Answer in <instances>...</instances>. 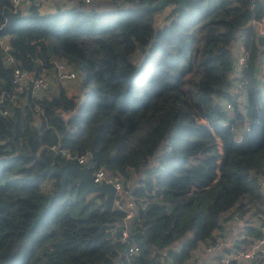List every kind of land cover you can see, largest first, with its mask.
<instances>
[{"label":"trees","instance_id":"trees-1","mask_svg":"<svg viewBox=\"0 0 264 264\" xmlns=\"http://www.w3.org/2000/svg\"><path fill=\"white\" fill-rule=\"evenodd\" d=\"M119 1L13 12L0 0V32L20 66L38 70L61 58L80 75L70 93L56 82L50 95H27L0 114V264H113L130 243L131 264H154L161 249L182 261L212 239L222 211L261 201L264 93L255 69L264 36L256 38L251 19L264 0H186L175 10L176 0L156 8ZM237 37L247 53L240 73ZM9 73L0 64V88ZM62 148L86 152L89 174L103 166L123 180L135 176L126 241L109 232L122 207L105 208L104 193L74 171L61 183L45 167L64 161Z\"/></svg>","mask_w":264,"mask_h":264},{"label":"built area","instance_id":"built-area-1","mask_svg":"<svg viewBox=\"0 0 264 264\" xmlns=\"http://www.w3.org/2000/svg\"><path fill=\"white\" fill-rule=\"evenodd\" d=\"M65 0H8L9 9L13 12L25 11L27 7L38 10L51 9L57 2ZM89 2L90 0H82ZM264 13L258 19H251L257 27L258 35L264 36ZM6 17L0 20V27L4 24ZM9 34L0 32V64L10 67L9 87L0 88V114L9 115L14 105L24 103L27 95L31 97L48 96L55 90L56 82L65 87L67 92L73 91L70 83L64 82L74 79L77 73L71 63L61 58H51L50 65L41 69H27L20 66L17 58L10 52ZM234 44V43H233ZM240 52L233 62V70L241 72L246 64V51H242L241 40L238 43ZM256 63V76L260 82L261 89L264 88V55H259ZM226 107H230L229 100L222 99ZM36 121V104L33 113ZM55 148V145H49ZM59 154L64 160H74L80 165H87L88 154L70 153L66 149H60ZM91 180L95 183L108 182L113 187L112 206L118 205L124 209V214L118 219L116 225L109 228V232H118V239L127 240L128 230L131 226L135 213L134 196L131 193V185L123 182L119 172L96 166L91 169ZM260 203L251 201L246 203L244 212H239L229 207L220 214L219 225L212 230V239L199 241L190 251V254L182 261H172L161 249L159 254L153 258L154 264H264V173L256 180ZM124 198V203L121 202ZM140 202V200H139ZM177 247V245H176ZM137 250L135 243L128 244L122 252L125 259L114 258L113 264H131L128 256Z\"/></svg>","mask_w":264,"mask_h":264},{"label":"water","instance_id":"water-1","mask_svg":"<svg viewBox=\"0 0 264 264\" xmlns=\"http://www.w3.org/2000/svg\"><path fill=\"white\" fill-rule=\"evenodd\" d=\"M167 1L169 0H155L149 3L147 0H145L144 4L141 6H149L151 8H156V7L163 5ZM185 1L186 0H176V4L174 5L173 10H175L176 8L180 6H183L185 4ZM65 4L67 6H70L72 5V2H66ZM254 29L256 30L257 27L254 26ZM257 36H258V33L256 32V38ZM44 164L46 168L60 175L61 183L63 182L68 170L74 171L78 175L79 181L84 182L87 185V187L93 190H99L102 193H104L102 202L105 208L110 209L112 207V197H113V192H114L112 185L105 181H100L98 183L93 182L91 180V177H90V174L88 172L86 165H79L74 160H64L58 165H55L51 162L44 160Z\"/></svg>","mask_w":264,"mask_h":264},{"label":"rangeland","instance_id":"rangeland-1","mask_svg":"<svg viewBox=\"0 0 264 264\" xmlns=\"http://www.w3.org/2000/svg\"><path fill=\"white\" fill-rule=\"evenodd\" d=\"M74 2H76V0H74ZM92 2H94V1H92ZM92 2L91 3H87V4L85 3L84 6L85 7H90L91 5H95V7L97 9H109V8H111V7H113L115 5L114 4L115 3L114 0H95V3H92ZM119 2H121V4L124 3L123 0H120ZM170 7H171L170 5H167V6L163 7V8L157 9L156 12L154 13L155 18H154L153 22L159 23L161 19H163L166 15L169 14L170 9H171ZM77 82L80 83V75H77L74 79H70V80H68V81H66L64 83H66V84L70 83L72 85V87L74 89H76L75 85L77 84ZM85 90L86 91L88 90V86L85 87ZM134 180H136L135 176L133 177V175L131 174V177L126 179L125 183L132 185Z\"/></svg>","mask_w":264,"mask_h":264},{"label":"crops","instance_id":"crops-1","mask_svg":"<svg viewBox=\"0 0 264 264\" xmlns=\"http://www.w3.org/2000/svg\"><path fill=\"white\" fill-rule=\"evenodd\" d=\"M264 16V15H263ZM241 37V36H240ZM240 37H237L236 38V40L234 41V44H233V49H236L237 48V51H238V43L240 42V40H241V38ZM74 91V90H73ZM262 91L264 92V88H262ZM70 93V92H69ZM125 181V180H124ZM126 182V181H125ZM133 184V183H132ZM129 185H131V184H129ZM121 199H122V203H124V198L123 197H121Z\"/></svg>","mask_w":264,"mask_h":264}]
</instances>
